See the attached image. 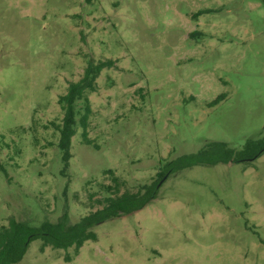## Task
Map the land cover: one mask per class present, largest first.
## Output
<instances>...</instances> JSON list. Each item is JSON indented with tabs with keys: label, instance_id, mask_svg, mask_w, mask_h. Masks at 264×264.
Here are the masks:
<instances>
[{
	"label": "rangeland",
	"instance_id": "374dc122",
	"mask_svg": "<svg viewBox=\"0 0 264 264\" xmlns=\"http://www.w3.org/2000/svg\"><path fill=\"white\" fill-rule=\"evenodd\" d=\"M107 60L66 165L59 99ZM262 138L264 0H0V226L75 224L158 185L77 256L35 240L17 264H264V151L165 173Z\"/></svg>",
	"mask_w": 264,
	"mask_h": 264
},
{
	"label": "trees",
	"instance_id": "16d2710c",
	"mask_svg": "<svg viewBox=\"0 0 264 264\" xmlns=\"http://www.w3.org/2000/svg\"><path fill=\"white\" fill-rule=\"evenodd\" d=\"M113 64V60L100 61L96 64L90 63L85 69L83 77L77 82H71L67 93L59 99L64 111L59 146L63 151L66 165H68L71 157L70 150L72 138L76 134L77 115H81L78 122L83 129V140L86 144H91L88 139V128L93 109L89 93L96 90V80L101 72L107 67H112ZM80 103L82 107L78 108ZM82 110L83 113H81ZM263 151L264 138L249 139L239 150L224 142L207 143L200 151L182 155L167 163L165 173H177L195 166L250 161V159L258 157ZM113 182L115 186H118V177L114 176ZM157 187L156 184L144 193L125 192L107 197L102 201L103 207L101 209L90 213L75 224H67L65 221L58 223L46 221L40 226H32L11 219L8 225L0 226V264L19 263L25 256L30 244L35 240H42L43 247L52 246L64 250L74 248L77 256L85 242L98 239L93 230L97 225L143 209L157 198ZM68 261H70L69 258Z\"/></svg>",
	"mask_w": 264,
	"mask_h": 264
},
{
	"label": "water",
	"instance_id": "95a60500",
	"mask_svg": "<svg viewBox=\"0 0 264 264\" xmlns=\"http://www.w3.org/2000/svg\"><path fill=\"white\" fill-rule=\"evenodd\" d=\"M257 157H255V158H253V159H250V161H253V160H255Z\"/></svg>",
	"mask_w": 264,
	"mask_h": 264
}]
</instances>
